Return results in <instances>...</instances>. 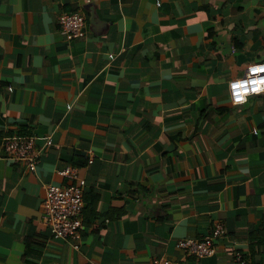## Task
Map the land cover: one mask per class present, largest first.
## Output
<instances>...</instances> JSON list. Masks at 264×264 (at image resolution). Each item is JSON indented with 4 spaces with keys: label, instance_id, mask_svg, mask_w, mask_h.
<instances>
[{
    "label": "crops",
    "instance_id": "obj_1",
    "mask_svg": "<svg viewBox=\"0 0 264 264\" xmlns=\"http://www.w3.org/2000/svg\"><path fill=\"white\" fill-rule=\"evenodd\" d=\"M261 59L264 0H0V264H264V91L228 99ZM29 133L51 139L33 171L3 150ZM65 165L85 179L77 248L41 220ZM217 222L213 253L175 246Z\"/></svg>",
    "mask_w": 264,
    "mask_h": 264
},
{
    "label": "built area",
    "instance_id": "obj_2",
    "mask_svg": "<svg viewBox=\"0 0 264 264\" xmlns=\"http://www.w3.org/2000/svg\"><path fill=\"white\" fill-rule=\"evenodd\" d=\"M57 23L66 38H74L81 33L84 25V16L78 11L62 12L57 16ZM256 65H264V59L246 64L240 75L228 80V99L231 104L233 102L230 85L237 81L248 80L249 68ZM257 76H264V73H258ZM50 143L51 139L47 138L41 146H37L33 134L23 136L13 135L7 137L3 142L4 157L21 163L27 170L33 171L39 162L41 151ZM87 161H91V156L88 157L87 155ZM57 172L66 178V183L62 185L48 182L44 185L41 220L48 227L52 238L71 241L73 248H77V239L82 227L81 211L83 207L85 179L78 173L77 168L72 165H65L59 168ZM226 233V228L217 222L209 235L202 238H179L176 240L175 246L188 255H209L214 252V242L220 237H225ZM233 258L234 264H249L248 259L241 250H234ZM151 264L183 263L173 258L161 256L154 257L151 260Z\"/></svg>",
    "mask_w": 264,
    "mask_h": 264
},
{
    "label": "clouds",
    "instance_id": "obj_3",
    "mask_svg": "<svg viewBox=\"0 0 264 264\" xmlns=\"http://www.w3.org/2000/svg\"><path fill=\"white\" fill-rule=\"evenodd\" d=\"M248 72H249L248 80L237 81L230 85V88L232 89L233 104L246 103L247 96L249 94H254L264 91V76H257L258 73H264V65L252 66L249 68Z\"/></svg>",
    "mask_w": 264,
    "mask_h": 264
},
{
    "label": "trees",
    "instance_id": "obj_4",
    "mask_svg": "<svg viewBox=\"0 0 264 264\" xmlns=\"http://www.w3.org/2000/svg\"><path fill=\"white\" fill-rule=\"evenodd\" d=\"M26 135H32V134L29 133V134H26ZM16 136H23V135H16Z\"/></svg>",
    "mask_w": 264,
    "mask_h": 264
}]
</instances>
